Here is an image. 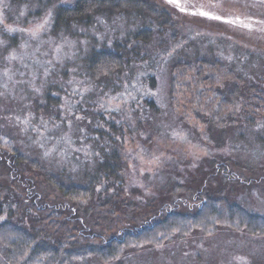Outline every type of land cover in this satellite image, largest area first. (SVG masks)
<instances>
[{
    "label": "rangeland",
    "instance_id": "1",
    "mask_svg": "<svg viewBox=\"0 0 264 264\" xmlns=\"http://www.w3.org/2000/svg\"><path fill=\"white\" fill-rule=\"evenodd\" d=\"M75 1L0 0V140L63 184L61 194L34 177L44 207L65 205L84 223L78 242L159 221L164 203L192 220L166 243L132 241L109 263L91 256L73 264H264V237L224 224L203 230L197 201L207 194L222 201L219 210L236 204L264 217V98L242 89L264 80V0H147L169 14L167 27L128 10L56 26L57 9ZM143 30L147 40L135 39ZM116 44L129 49L123 69L93 75L91 55ZM196 60L223 66L212 85ZM178 64L187 66L173 71ZM115 151L119 177L100 181L98 164ZM5 176L0 168V223L19 196ZM94 178L91 199L63 194Z\"/></svg>",
    "mask_w": 264,
    "mask_h": 264
},
{
    "label": "trees",
    "instance_id": "2",
    "mask_svg": "<svg viewBox=\"0 0 264 264\" xmlns=\"http://www.w3.org/2000/svg\"><path fill=\"white\" fill-rule=\"evenodd\" d=\"M120 10L135 11L138 14L152 17L161 26L166 25L164 27H167V23L170 24L171 21L165 10L147 0H76L70 7H59L57 9L55 25H69L71 22L81 21V19L89 20L91 13L119 12ZM149 35V30H143L136 33L134 38L146 41ZM128 53L129 49L122 44H116L113 50L110 51L94 52L89 60V68L93 75L103 66L108 68V74L115 70L116 73L123 69ZM195 63L206 65L209 68L212 67L211 69L208 68L207 71L197 70L198 76L206 73L204 76L205 81H210L211 85L213 79L210 75H215L214 69L223 68L218 61L208 63L196 60L193 66H195ZM183 66L187 65L178 64L174 66L173 71L175 68ZM100 71L102 72V69ZM175 79L176 77H172L170 81L172 92L175 89ZM242 89L244 92H256L258 99H261V96L264 98V80L260 84H250L247 88ZM237 90L238 87L234 84L232 92H238ZM214 91L218 95L221 89L216 86ZM218 97L220 99V96ZM148 107H154V103L148 102ZM203 123L207 124V122ZM0 168L5 172V178L11 184L10 186L16 190V194H19L17 200L6 202L10 215L0 223V248L5 264H73L78 261H85L91 256L97 257L102 263H109L115 258L123 256L132 241L134 243L144 242L146 245L153 246L172 240L171 233L173 231H180L181 233L177 236H181L185 224L192 220H188L186 215L179 213L176 208L177 204L173 203L169 208V204L164 203L159 211L167 210L164 211L165 217L159 221L154 222L149 218L148 222H144L145 224L137 228L139 230L129 229L125 226L123 229L124 234L122 235V232L118 233L122 237H101L99 244L78 242V234H80L79 231L82 230V224L84 223H79L76 213L65 205L62 207L63 210L58 211H49L48 207H44L45 199L48 197L43 193L39 194L38 184L40 183L38 180H34V177L39 176L46 178L52 185L54 184L57 188H60L62 194L63 184L58 178L47 174L45 168L39 162L24 157L12 146V143L4 140H0ZM121 168L122 159L115 151L98 164L97 174L100 175V181L102 178L118 179ZM95 180L96 178L86 186L72 188L70 190L72 193L63 194L70 198L73 197L72 195L78 194L80 197L91 199L95 187L100 182ZM26 201H29L31 205L26 204ZM197 201L200 205L199 213L206 216L204 226L201 225L203 230L216 229L224 224L228 225L229 228L248 230L251 235L264 237V217L248 213L236 204L223 205V209L219 210L222 201L207 194L197 197ZM19 204H22L23 208L22 217L15 219L12 213L15 211V207L16 209L19 208ZM26 206L30 207L34 213L27 215L29 210ZM196 218L198 217L193 218V221L194 219L196 221ZM93 227L100 229L102 226L96 224ZM158 228H162L163 231H158ZM161 231L162 234H159Z\"/></svg>",
    "mask_w": 264,
    "mask_h": 264
}]
</instances>
